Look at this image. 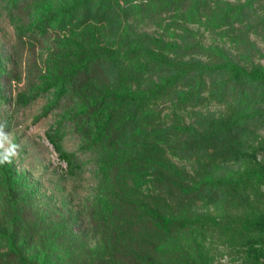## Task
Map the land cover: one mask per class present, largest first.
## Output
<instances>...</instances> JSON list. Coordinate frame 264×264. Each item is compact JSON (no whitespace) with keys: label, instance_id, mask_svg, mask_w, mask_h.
I'll use <instances>...</instances> for the list:
<instances>
[{"label":"rangeland","instance_id":"1","mask_svg":"<svg viewBox=\"0 0 264 264\" xmlns=\"http://www.w3.org/2000/svg\"><path fill=\"white\" fill-rule=\"evenodd\" d=\"M255 70L264 0H0V124L19 145L0 165V253L16 242L26 264H264ZM143 150L153 167L129 180Z\"/></svg>","mask_w":264,"mask_h":264},{"label":"trees","instance_id":"2","mask_svg":"<svg viewBox=\"0 0 264 264\" xmlns=\"http://www.w3.org/2000/svg\"><path fill=\"white\" fill-rule=\"evenodd\" d=\"M20 2H15L12 4L11 6V10L13 7L17 6ZM232 64H230V62H228V64L223 65V70L225 73L227 72H231V73H236L237 74V70L233 67H231ZM205 71H212L211 68H205ZM204 72V69H203ZM248 76L249 80L252 81H264V70L260 71V70H255L254 72L250 73ZM48 141L52 144V145H56V141L52 138V137H48ZM58 151L59 148H56ZM148 153L149 151L147 150H143V152H138L137 155L143 156V159H129V163H131L133 166H131V168L128 170L127 175H129V180L130 179H134L136 177H142L145 176L147 174V169H149L150 167L153 166H149L150 163V158L148 157ZM60 158H62L65 161H69L70 156L67 153H63L60 152ZM198 184V183H197ZM196 184V185H197ZM208 186H204L205 187V191L206 193L209 192V190L212 189V184H207ZM203 186H201V184L196 188H190L189 192H191V194H198V197H200L203 194L202 188ZM226 186H222L221 189L217 190V193H224V191H226ZM257 219L254 222V225L256 226L255 228V233L257 234V236H264V219L262 217H260V220ZM165 220H161V222H164ZM258 221V222H257ZM169 225H174V224H182L181 220L175 219L173 222L168 221ZM259 226H262V228L259 230ZM2 243V242H0ZM6 248L5 251L0 253V264H26V260L24 258H22L21 256V247L17 246L16 242H6Z\"/></svg>","mask_w":264,"mask_h":264},{"label":"clouds","instance_id":"3","mask_svg":"<svg viewBox=\"0 0 264 264\" xmlns=\"http://www.w3.org/2000/svg\"><path fill=\"white\" fill-rule=\"evenodd\" d=\"M19 145L13 142L10 134L5 131V125L0 124V165L11 163L18 154Z\"/></svg>","mask_w":264,"mask_h":264}]
</instances>
